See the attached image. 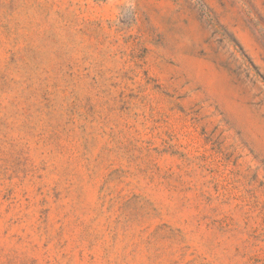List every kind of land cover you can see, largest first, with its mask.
Listing matches in <instances>:
<instances>
[{
	"label": "rangeland",
	"instance_id": "1",
	"mask_svg": "<svg viewBox=\"0 0 264 264\" xmlns=\"http://www.w3.org/2000/svg\"><path fill=\"white\" fill-rule=\"evenodd\" d=\"M0 264H264V0H0Z\"/></svg>",
	"mask_w": 264,
	"mask_h": 264
}]
</instances>
